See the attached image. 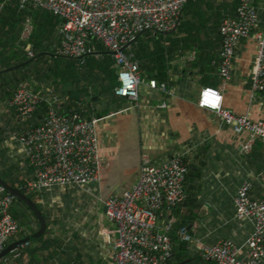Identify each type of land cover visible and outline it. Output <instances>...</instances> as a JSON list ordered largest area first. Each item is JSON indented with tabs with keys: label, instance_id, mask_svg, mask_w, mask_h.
Masks as SVG:
<instances>
[{
	"label": "crops",
	"instance_id": "obj_1",
	"mask_svg": "<svg viewBox=\"0 0 264 264\" xmlns=\"http://www.w3.org/2000/svg\"><path fill=\"white\" fill-rule=\"evenodd\" d=\"M238 4L239 0L190 1L181 11L176 30L138 34L129 45L134 50L141 78L136 101L113 93L117 80L112 58L108 56L111 64L107 66L103 55L108 54L98 50L97 42L87 46L86 56L93 54L100 66L88 70L83 57L77 61L56 58L59 19L50 12L19 10L14 4L1 10L0 70L22 64L5 72L14 73L13 78L19 80L17 84L25 82L32 91L51 88L66 96L70 103L82 98L80 102L87 110L85 117L99 119L97 140L103 168L98 181L87 186L25 191L41 213L46 229L39 237H33L39 221L33 212L31 216L25 210V224L21 225L28 233L12 236L4 248L30 239L22 247L15 246L0 259V264H111L115 226L105 217L103 201L135 184L142 154L153 165L177 156L187 165L185 201L157 216L158 226L173 219L171 264H213L199 258L196 240L209 245L219 240L244 243L252 226L235 217L234 197L238 188L249 182L252 195L261 198L264 144L255 141L250 152L243 154L241 145L247 134L234 133L214 113L197 104L202 88H215L220 91L223 108L251 120H264V90L253 97L250 94L258 29L237 43L230 81L223 83L217 74L218 26L223 18L235 16ZM255 6L261 29L264 2L256 0ZM26 18L30 19L32 31L27 40H20ZM70 64L80 66L79 74L70 70ZM149 81L164 83L167 93L150 88ZM16 86L7 92L0 85L1 121L12 127L20 125L14 112L7 108ZM39 118L33 116L32 120L37 123ZM0 136L3 140L1 133ZM2 148L6 161L16 169L15 185L19 181L24 185L32 179L25 161L18 167L10 160L23 158L17 146L2 145ZM178 227L188 230L192 236L190 242L178 240L174 233Z\"/></svg>",
	"mask_w": 264,
	"mask_h": 264
},
{
	"label": "built area",
	"instance_id": "obj_2",
	"mask_svg": "<svg viewBox=\"0 0 264 264\" xmlns=\"http://www.w3.org/2000/svg\"><path fill=\"white\" fill-rule=\"evenodd\" d=\"M19 10L41 9L59 19L60 42L55 56L80 60L88 53V45L97 42L111 55L117 85L113 93L129 101L138 98L141 84L139 65L128 45L143 32L165 34L176 30L181 11L195 0H14ZM263 1L264 0H260ZM256 0H239L234 17L223 18L218 26L220 47L217 74L223 83L229 82L232 60L237 43L258 29L257 49L250 75L251 97L264 90V24L259 29ZM12 0H0V12ZM32 31L29 18L23 22L20 40H27ZM28 56H32L28 53ZM148 86L167 93L164 83L149 81ZM208 94L206 98L205 94ZM82 98L70 103L66 96L53 89L32 91L25 82L18 83L7 101L20 124L4 125L2 145L15 144L25 164L32 171V179L22 188L39 192L45 188L96 183L103 168L98 152V118L88 116ZM211 100V102H209ZM222 96L215 88L200 90L197 104L214 113L236 134L245 132L241 145L243 154L249 153L254 142L264 144V120H251L222 107ZM44 110L39 121L32 118L39 108ZM187 165L180 157H173L161 165H153L145 154L140 156L135 184L119 195L103 201L105 217L114 223L111 264H171V233L173 219L164 226L157 225L161 211H170L186 199ZM15 198L0 188V252L12 236L27 234L28 229L12 218L10 209ZM234 215L248 221L252 230L242 245L231 240L205 244L196 240L198 256L213 264L264 263V192L261 198L252 195V184L244 182L234 197ZM174 233L180 242H190L191 234L184 227ZM24 244H20L22 247Z\"/></svg>",
	"mask_w": 264,
	"mask_h": 264
},
{
	"label": "trees",
	"instance_id": "obj_3",
	"mask_svg": "<svg viewBox=\"0 0 264 264\" xmlns=\"http://www.w3.org/2000/svg\"><path fill=\"white\" fill-rule=\"evenodd\" d=\"M12 4L16 5V2L14 0H12ZM12 4H7L4 7L12 5ZM4 7H3V9H4ZM16 7H17V5H16ZM97 44H98V50L99 51L101 50L100 52H104L105 51L108 54V55L104 54L103 56L105 57V63L107 64V66H109L111 64V60H109L108 56L111 57V55L102 47L101 44H99V43H97ZM129 45H130V43H129ZM129 45H128V50H130L133 53V59L135 60L134 50H133V48L129 49ZM92 55L93 54H88L87 56L85 55L83 57L85 59V61H84L85 63L83 65L88 70L89 69L93 70V69L98 68L100 66L99 63L95 60L94 56H92ZM59 57H61V56H58L56 58H59ZM69 59H71V58H69ZM73 60L77 61L78 59H73ZM112 64H113V60H112ZM76 67L78 69H76ZM69 68H70L71 71L74 69V72L79 74V71H78L79 68H80L79 65L74 66V64H70ZM56 73H57V71H56ZM13 76H14V73H9V74L4 73V74L0 75V82H1L0 85L3 86V89L5 88V90H7V92H9V89H13L14 86H16L17 82L19 81L18 79L13 78ZM75 77H76V79H78L80 76L78 75V76H75ZM71 78H72L71 80H73V77H71ZM8 95H9V93H8ZM43 111L44 110L42 109V107L39 108L37 110V112L34 114V118L36 119V116H38V115L40 116V114H42ZM32 123H35L34 119L32 120ZM0 130H2V129L0 128ZM0 133L3 135V131L0 132ZM1 138L2 137L0 136V178L3 181H5L7 184L20 189V191L24 195H26L27 198H31V196L29 194H27L25 192V190L22 188V185H23L22 182L19 181V182H17V185H15V182L17 180H16V177L13 175L12 166L6 165L7 161H6V157L4 155L5 154L4 149L2 148V145H1V142H2ZM25 210L28 211L31 216L33 215L28 207H26L22 202H18L15 199L14 204H13L12 208L10 209V214H11L12 218L15 219L16 221H18L20 224H25L24 223V217H25V213H26Z\"/></svg>",
	"mask_w": 264,
	"mask_h": 264
},
{
	"label": "water",
	"instance_id": "obj_4",
	"mask_svg": "<svg viewBox=\"0 0 264 264\" xmlns=\"http://www.w3.org/2000/svg\"><path fill=\"white\" fill-rule=\"evenodd\" d=\"M131 43V42H130ZM22 64L17 65V66H13L4 70H0V74L1 73H5L7 71H11L14 69H17L18 67H20ZM0 188L7 194L14 196V198L18 201V202H22L24 205H26L31 212H33V214L36 216V218L39 221V228L38 230L34 233L33 237H39L40 235H42L46 229V225L45 222L43 220V217L41 215V213L39 212V210L35 207V205L31 202V200L29 198L26 197V195H24L20 189L13 187L9 184H7L5 181H3L0 178ZM32 237V238H33ZM31 238V239H32ZM30 239H24L21 240L20 242H16L13 245H10L6 248H4L1 252H0V259L3 258L8 252H10L15 246H17L18 244H22L23 242H26Z\"/></svg>",
	"mask_w": 264,
	"mask_h": 264
},
{
	"label": "rangeland",
	"instance_id": "obj_5",
	"mask_svg": "<svg viewBox=\"0 0 264 264\" xmlns=\"http://www.w3.org/2000/svg\"><path fill=\"white\" fill-rule=\"evenodd\" d=\"M90 52H92V51H90ZM10 160H11L13 163L15 162V163L17 164L18 167H22L23 164H24V159H23V158H21V159H19V160L16 158V161H15V160H14V157H12ZM15 163H14V164H15ZM16 164H15V165H16ZM7 165H10V163L7 162ZM12 169H13V166H12ZM15 170H16V169L14 168V169H13V175H14V176H15V172H14Z\"/></svg>",
	"mask_w": 264,
	"mask_h": 264
},
{
	"label": "clouds",
	"instance_id": "obj_6",
	"mask_svg": "<svg viewBox=\"0 0 264 264\" xmlns=\"http://www.w3.org/2000/svg\"><path fill=\"white\" fill-rule=\"evenodd\" d=\"M205 96H206V98H208V94L207 93L205 94ZM209 102H211V100H209Z\"/></svg>",
	"mask_w": 264,
	"mask_h": 264
}]
</instances>
